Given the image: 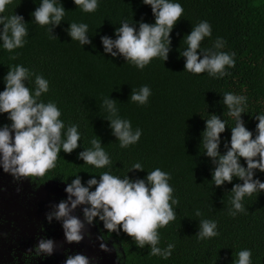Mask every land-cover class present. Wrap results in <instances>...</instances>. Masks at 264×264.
I'll return each mask as SVG.
<instances>
[{"label":"trees","instance_id":"1","mask_svg":"<svg viewBox=\"0 0 264 264\" xmlns=\"http://www.w3.org/2000/svg\"><path fill=\"white\" fill-rule=\"evenodd\" d=\"M184 13L171 33L168 60L153 59L140 71L124 61L103 53L100 37L115 38L114 31L122 19L134 22L143 20L154 23L151 7L142 0H101L95 13L85 14L76 10L73 0H62L65 20L53 30L50 38L45 28L32 23L31 13L39 0H13L5 14H18L29 25L30 35L15 60L0 50V91L5 88L4 77L9 66L23 64L42 74L49 81L50 91L41 99L57 103L65 124H79L82 141L71 154L60 152L57 165L42 180L53 179L71 183L78 174L85 183L93 175L107 169H95L78 159L83 147L94 135L113 162V175L123 176L137 161L144 171L129 172L130 178H145L147 171L157 167L170 172V184L180 204L176 220L160 229L161 247L175 243L168 260L148 255L149 247L139 249L132 238L120 232L109 234L121 246L124 264H233L234 256L241 249L252 250L253 264H264V193L245 198L246 213L235 218L228 215L229 192L233 184L242 183L234 178L232 184L211 187L213 165L201 152V133L208 114L223 119L222 95L225 92L248 97L247 113L242 114L248 130L255 132L257 113L264 114V0H178ZM202 20L212 25V39L206 38L202 47L211 48L217 36L227 41L224 51L235 52V67L223 79H211L207 74L192 75L184 71L185 59L180 56L183 38ZM89 25L91 45L82 48L72 42L66 29L68 22ZM34 79V77H33ZM147 85L152 91L144 106L131 103L133 89ZM26 86L27 82H26ZM32 87L33 85H29ZM117 101L121 117L131 120L133 129H142L140 141L128 149H121L112 135L106 113L100 109L104 97ZM5 116L7 114L5 113ZM228 119L229 126L234 121ZM231 129L221 134V154L224 143L230 141ZM254 138V137H253ZM241 163L244 164L243 158ZM246 167V164H244ZM254 178L264 181V173L256 172ZM94 190V187L93 189ZM200 208L202 217H195L194 209ZM214 219L220 236L198 241L196 233L199 219ZM103 225V223H102ZM107 231V230H106Z\"/></svg>","mask_w":264,"mask_h":264},{"label":"clouds","instance_id":"2","mask_svg":"<svg viewBox=\"0 0 264 264\" xmlns=\"http://www.w3.org/2000/svg\"><path fill=\"white\" fill-rule=\"evenodd\" d=\"M13 0H0V50L15 60L29 37V25L24 17L15 13L5 14ZM76 10L81 13H95L101 0H73ZM150 6L154 23L139 22L124 18L114 31L115 38L107 35L100 37L103 53L112 58H123L126 64L143 71L153 59L168 60L172 51L171 33L182 18L184 9L178 0H142ZM62 0H39V6L31 13L32 23L45 28L50 38H56L53 30L65 20L66 13ZM68 22V21H67ZM66 29L72 42L84 48L91 45L89 25L84 22H68ZM212 25L202 20L192 27L183 38L185 47L180 56L185 59L184 71L194 76L207 74L211 79H223L231 75L228 69L235 67V52L224 51L227 41L217 36L211 48L202 47V42L212 39ZM4 79L5 88L0 91V114H7L10 124L0 126V168L14 179L42 178L54 169L60 152L71 154L82 141V134L77 123L65 124L61 119L62 111L57 103H45L41 97L50 91L49 81L42 74L24 66L15 64L8 67ZM34 77V79H33ZM26 82L27 85L26 86ZM29 85H33L30 87ZM152 91L149 86L132 88L130 102L144 106L149 102ZM224 106L223 119L216 114H208L205 128L201 133V152L210 158L213 165L211 171V187H223L232 184L234 178L242 183L233 184L229 192L228 215L235 218L248 210L245 198L253 194L264 193V181L254 178L256 172L264 173V114L257 113L258 121L255 132L248 130L242 118L247 113L248 97L243 94L225 92L222 95ZM107 115L112 135L121 149H128L137 144L143 134L142 129H133L132 122L120 115L117 101L110 94L100 104ZM234 121L229 126L228 119ZM226 126L231 129L230 141L224 143L225 152L221 154V134ZM14 133V136L12 135ZM254 137V138H253ZM90 147L78 153V159L84 165L95 169H107L100 173L99 180L93 175L85 183L78 174L68 183L65 192L67 199L54 206L47 215L49 223L53 219L62 222L65 240L72 244L84 239L85 224L92 225L98 218L109 234L123 233L132 238L139 249L149 247L148 255L168 260L174 250L175 243H167L161 247L160 229L176 220L180 201L174 195L170 184L171 173L157 167L147 171L145 178H130L128 173L134 170L144 171V165L137 161L131 165L123 176L113 175L114 167L109 153L96 135L88 141ZM243 158L244 164L241 163ZM94 187V190H92ZM84 206L81 221L72 213ZM195 217H202L200 208L194 209ZM198 241H207L220 236L217 221L201 218L198 220ZM104 241L103 235L98 237ZM55 242L52 239H40L33 250L26 256L46 258L54 252ZM102 251H109L106 243H100ZM252 250L241 249L235 254L233 264H253ZM65 264H91L90 259L82 254L69 255Z\"/></svg>","mask_w":264,"mask_h":264},{"label":"flooded vegetation","instance_id":"3","mask_svg":"<svg viewBox=\"0 0 264 264\" xmlns=\"http://www.w3.org/2000/svg\"><path fill=\"white\" fill-rule=\"evenodd\" d=\"M10 124L5 114H0V126ZM14 136V133L12 134ZM68 183L42 178L14 179L0 168V264H65L69 255L87 256L91 264H124V253L117 240L97 220L85 224L84 239L69 244L65 240L62 222L55 219L49 223L47 215L54 206L67 199ZM72 213L84 220L82 208ZM101 235L107 239H98ZM40 239H52L54 252L46 258L26 256ZM107 244L109 251L100 249Z\"/></svg>","mask_w":264,"mask_h":264}]
</instances>
